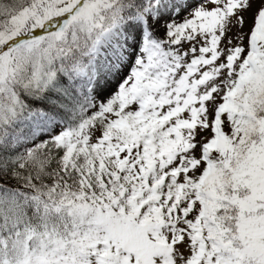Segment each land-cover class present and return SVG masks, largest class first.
<instances>
[{"label": "snow or ice", "instance_id": "1", "mask_svg": "<svg viewBox=\"0 0 264 264\" xmlns=\"http://www.w3.org/2000/svg\"><path fill=\"white\" fill-rule=\"evenodd\" d=\"M0 264H264V0H0Z\"/></svg>", "mask_w": 264, "mask_h": 264}]
</instances>
